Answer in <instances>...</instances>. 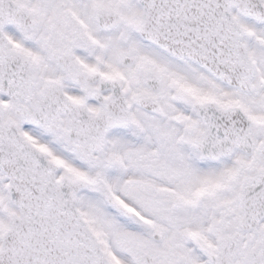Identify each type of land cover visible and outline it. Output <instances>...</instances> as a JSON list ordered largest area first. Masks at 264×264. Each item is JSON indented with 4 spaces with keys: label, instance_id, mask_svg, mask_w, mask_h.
Wrapping results in <instances>:
<instances>
[{
    "label": "snow or ice",
    "instance_id": "snow-or-ice-1",
    "mask_svg": "<svg viewBox=\"0 0 264 264\" xmlns=\"http://www.w3.org/2000/svg\"><path fill=\"white\" fill-rule=\"evenodd\" d=\"M0 264H264V0H0Z\"/></svg>",
    "mask_w": 264,
    "mask_h": 264
}]
</instances>
